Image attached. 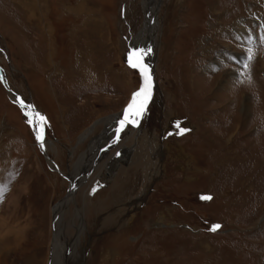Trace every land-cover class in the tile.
I'll list each match as a JSON object with an SVG mask.
<instances>
[{
    "label": "rangeland",
    "instance_id": "rangeland-1",
    "mask_svg": "<svg viewBox=\"0 0 264 264\" xmlns=\"http://www.w3.org/2000/svg\"><path fill=\"white\" fill-rule=\"evenodd\" d=\"M16 1L0 0V66L46 118L48 154L69 174L105 127L78 136L143 83L128 62L141 0ZM160 20L155 96L65 215L84 213L80 264H264V0H164ZM27 121L0 80V264H48L69 187Z\"/></svg>",
    "mask_w": 264,
    "mask_h": 264
},
{
    "label": "bare ground",
    "instance_id": "bare-ground-1",
    "mask_svg": "<svg viewBox=\"0 0 264 264\" xmlns=\"http://www.w3.org/2000/svg\"><path fill=\"white\" fill-rule=\"evenodd\" d=\"M163 3H164V0H141L142 10L144 14L143 25L139 29L137 34L136 35L134 34V36H132L130 40V47L132 49V52L137 49H145V51H147L148 49H151L150 53L144 56V63H146L149 66L151 76H152V95L148 101L147 106H149V104L152 102L155 96L154 89H153V84H154V76H153L154 74L153 73H154V66L156 65V61L158 59L157 49L160 46V42H161L160 37H161L162 28H161L160 13H161V7ZM24 7H25V10H28L30 8L29 6H27V4H25ZM26 7H28V9H26ZM0 76L4 77L3 81L1 80L3 84L9 86V88L12 89L8 83L7 75L4 72V70L1 68V66H0ZM13 91L11 92L8 91V92L10 93V97L14 101L19 103L20 100H23V99L17 98L16 94L20 95L18 92L16 91L13 92ZM27 105H31V104L26 103L25 101L23 105L20 104L24 113L26 111H30V109L27 108ZM124 109L120 113L108 115V116L97 119L89 128H87L83 133H81L78 136L77 143L80 145L88 137L92 135V133L95 131V128L99 124H103L105 127L104 132L100 136H98L97 138L94 137L92 139V142L89 145V148L79 156V158L73 165V170L69 174H65L59 168L58 164L54 161V159L48 154L47 149L49 150V148L46 146V143L48 141L46 138L45 127H44L43 145L46 148L49 158L46 157L45 155L44 156L47 158L49 165L51 166L53 170H56L58 172V168H59L62 174L67 177V180L72 181L75 186L73 192H70L69 197L66 199H63L53 209L52 230L54 226V232H53V239H52V251H51L52 252L51 253L52 262L51 264H80L82 263V259L84 257L85 252L80 253L78 248L80 245V240H82L83 236L87 233V228H88L86 224V220L84 218V213L81 208L76 206L74 217H72L69 221H66L65 215H66L67 210L69 209V205L72 202H74V193L77 190V187H78L77 185L81 184L82 180L84 182L86 176L97 167L99 163L97 161L104 158L108 150L112 148V146L116 145V142H117L116 130L117 128L120 127V121L124 119ZM138 128H139V121L137 123H127L123 127V130L120 133H123L125 131L127 132V130L130 131V133H133V131L137 130ZM38 145L39 146L41 145L40 142L38 143ZM81 170L83 173L81 172ZM76 173H77V176H76ZM114 174H115V171L110 170V171L104 172L103 174H100L96 178V179H99L104 184V186H102L100 189L107 187V184H109V182L112 181ZM100 189H98L97 192ZM97 192L91 195L90 189H89L88 194L89 196H94ZM77 220H79V224H77ZM72 226L73 228L76 229V235L71 240H69L67 239L66 232Z\"/></svg>",
    "mask_w": 264,
    "mask_h": 264
},
{
    "label": "snow or ice",
    "instance_id": "snow-or-ice-1",
    "mask_svg": "<svg viewBox=\"0 0 264 264\" xmlns=\"http://www.w3.org/2000/svg\"><path fill=\"white\" fill-rule=\"evenodd\" d=\"M151 49L145 51V49H137L129 54V64L131 67L139 70L140 75L142 77L143 83L138 91L134 92L129 104L124 109V119L120 121V127L117 128V139L119 138V133L123 130V127L127 123H137L139 118L145 112L146 106L148 104L149 99L152 95V76L149 69V66L144 63V56L150 53ZM254 54L252 50L249 49L247 59L251 61L253 59ZM245 68H249V64H244ZM4 77L0 76V80H3ZM19 103L21 105L24 104L23 100H20ZM27 108L30 111H26L25 115L28 117V123L33 127V130L36 135V139L40 142L41 147H43L44 143V127L46 125V118L32 108L31 105H27ZM179 127V125H177ZM187 129H181V132H185ZM95 191V189H93ZM3 196V186H0V198ZM205 200L212 199L211 196H203L201 197ZM220 225L215 224L210 229L211 231H216Z\"/></svg>",
    "mask_w": 264,
    "mask_h": 264
},
{
    "label": "water",
    "instance_id": "water-1",
    "mask_svg": "<svg viewBox=\"0 0 264 264\" xmlns=\"http://www.w3.org/2000/svg\"><path fill=\"white\" fill-rule=\"evenodd\" d=\"M2 81H3V80H2ZM5 86H6V88H7V90H8L9 92L13 91L12 89L9 88V86H7V85H5ZM13 92H14V91H13ZM16 95H17V98L22 99V97H21L20 95H18V94H16ZM32 108L35 110V108H34L33 105H32ZM37 142H38V141H37ZM38 143H39V142H38ZM40 148H41L42 152L44 153V155H45L46 157L49 158V156H48V154H47V151H46V148L44 147V145H43V147H41V145H40ZM58 172H59L64 178L67 179V177H66L65 175L62 174V172L59 170V168H58ZM69 183H70V184H69V187H68L67 193L65 194L64 198H62L59 202H61L63 199L68 198L70 192H73V190H74V188H75L74 183H73L72 181H70V180H69ZM102 186H104V184H103L99 179H96L95 182L93 183V185H92L91 188H90V194L93 195V194H94L95 192H97V190L100 189ZM93 189H95V191H93ZM52 223H53V220H52ZM53 232H54V226H53ZM51 245H52V241H51ZM51 251H52V247H51ZM51 253H52V252H51ZM51 253H50V256H49L48 264H51V262H52V260H51V258H52Z\"/></svg>",
    "mask_w": 264,
    "mask_h": 264
},
{
    "label": "crops",
    "instance_id": "crops-1",
    "mask_svg": "<svg viewBox=\"0 0 264 264\" xmlns=\"http://www.w3.org/2000/svg\"><path fill=\"white\" fill-rule=\"evenodd\" d=\"M15 2H17L16 0H14ZM20 6V5H19Z\"/></svg>",
    "mask_w": 264,
    "mask_h": 264
}]
</instances>
